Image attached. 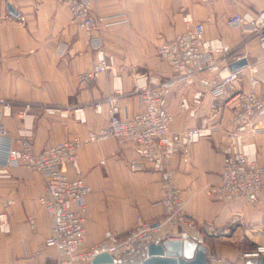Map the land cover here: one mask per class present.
I'll use <instances>...</instances> for the list:
<instances>
[{
	"label": "crops",
	"instance_id": "0c3cea01",
	"mask_svg": "<svg viewBox=\"0 0 264 264\" xmlns=\"http://www.w3.org/2000/svg\"><path fill=\"white\" fill-rule=\"evenodd\" d=\"M89 2L94 16L103 18L101 29L91 33L71 24L68 9L57 0H0V112L1 101L10 104L9 115L0 122L14 138L27 137L39 152L75 137L86 141L91 132L105 127L109 98L115 100L120 117H132L141 109L139 85L149 78L162 81L175 76L157 51L163 42L188 29L183 16L190 15L203 23L206 38L220 40L225 53L246 59L247 66L218 96L211 93L217 80L212 74L168 89L163 105L173 116L172 132L199 127L206 120L218 128L191 145L188 162L174 156L170 166L183 213L202 233L199 239L189 237L207 249V261L244 264L249 246L264 245V192L220 201L210 189L219 184L225 132L230 129L226 97L251 90V77L258 80L254 91L264 89V48L240 27H230L227 20L237 13L264 10V0ZM8 5L17 16L9 13ZM99 47L111 58V70L81 86L78 75L95 64ZM249 66L257 72L252 75ZM196 90L203 93L199 105L191 104L193 113L181 110V100L190 99ZM26 105L30 108L25 109ZM255 126L257 133L249 134L247 142L255 145L257 161L264 164V118ZM78 158L90 187L83 248L99 244L106 233L124 235L138 216L151 223L165 218L160 176L142 160H137L138 168L131 167L130 144L113 138L85 142ZM67 171L74 177L71 167ZM44 187V176L25 167H14L0 178V213H7L9 223L8 232L0 231V264H57L62 256L45 246L54 217L39 203ZM9 200L12 203L5 207ZM175 233L162 229L154 241Z\"/></svg>",
	"mask_w": 264,
	"mask_h": 264
},
{
	"label": "built area",
	"instance_id": "2783aa9c",
	"mask_svg": "<svg viewBox=\"0 0 264 264\" xmlns=\"http://www.w3.org/2000/svg\"><path fill=\"white\" fill-rule=\"evenodd\" d=\"M57 2L68 9L71 24L87 33L101 29L103 18L94 16L89 0ZM183 22L189 25L188 29L163 42L157 51L159 57L173 69L175 76L162 81L149 78L148 83L139 85L137 93L141 109L132 117H120V109L115 100L109 98L110 111L105 127L91 132L86 141L75 137L39 152L34 151L27 137L14 138L0 122V178L8 176L9 170L14 167L35 170L45 178L44 195L39 198V203L54 217L52 233L45 240V246L62 253L57 264H87L96 254L103 252L118 260L136 244L153 242L155 236L165 228L176 230L174 235L168 236L170 240H182L190 234L196 239L202 237L197 225L183 213L180 190L175 185L170 162L174 156H179L183 163L188 162L191 145L210 137L218 128L215 123L210 124L206 120L199 127L180 133L172 132L170 127L173 116L164 108V98L175 83L184 81L193 84L202 74H212L217 78L212 94L218 96L224 93L225 88L239 78V71L229 70V65L238 61L239 57L225 53L220 40L206 38L203 23L193 21L188 14L183 16ZM227 24L240 27L244 34L257 38L264 48V10L234 14L228 18ZM95 55V64L78 75L81 86L111 70V58L103 48H97ZM248 68L252 75L257 72L255 66ZM256 85L258 80L251 77V90L236 91L225 100L231 116L230 129L225 132L219 184L210 189L220 201L264 192V164L257 161L255 145L247 142L249 134L257 133L256 121L264 118V89L256 92ZM202 96V91H194L190 99L181 100L180 109L193 113L191 104L199 105ZM1 106L0 119L9 115L10 104L1 101ZM29 108V105L25 106V109ZM79 111L77 109L75 112ZM111 138L119 143L130 144L131 155L134 157L130 163L132 168H138L137 160H142L159 174L160 204L165 218L151 223L138 216L134 226L124 235L106 233L105 239L99 244L83 248L87 221L85 198L90 187L85 183L79 168L78 152L85 142ZM68 167L73 170L74 177L68 174ZM11 203L9 200L4 206L8 207ZM31 222L34 225L33 220ZM0 231H9L5 211L0 213ZM262 254L264 245H258L253 252L244 254V257H260Z\"/></svg>",
	"mask_w": 264,
	"mask_h": 264
},
{
	"label": "water",
	"instance_id": "95a60500",
	"mask_svg": "<svg viewBox=\"0 0 264 264\" xmlns=\"http://www.w3.org/2000/svg\"><path fill=\"white\" fill-rule=\"evenodd\" d=\"M11 15L17 12L8 5ZM247 66L246 59L242 58L229 65L231 72H237ZM207 249L199 245L189 236L182 240L165 239L161 242L136 244L120 259H114L106 252L96 254L87 264H211L206 259ZM244 264H264V254L260 257H248Z\"/></svg>",
	"mask_w": 264,
	"mask_h": 264
},
{
	"label": "rangeland",
	"instance_id": "374dc122",
	"mask_svg": "<svg viewBox=\"0 0 264 264\" xmlns=\"http://www.w3.org/2000/svg\"><path fill=\"white\" fill-rule=\"evenodd\" d=\"M256 247L249 246L248 250H250V252H253L256 249Z\"/></svg>",
	"mask_w": 264,
	"mask_h": 264
},
{
	"label": "bare ground",
	"instance_id": "6f19581e",
	"mask_svg": "<svg viewBox=\"0 0 264 264\" xmlns=\"http://www.w3.org/2000/svg\"><path fill=\"white\" fill-rule=\"evenodd\" d=\"M82 118H83V117H82ZM82 118H81V119H82Z\"/></svg>",
	"mask_w": 264,
	"mask_h": 264
}]
</instances>
